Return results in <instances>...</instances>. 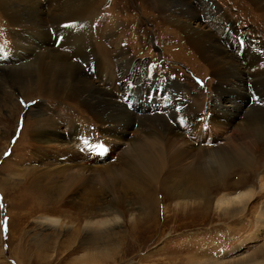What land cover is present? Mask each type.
I'll return each instance as SVG.
<instances>
[{
  "label": "bare ground",
  "instance_id": "obj_1",
  "mask_svg": "<svg viewBox=\"0 0 264 264\" xmlns=\"http://www.w3.org/2000/svg\"><path fill=\"white\" fill-rule=\"evenodd\" d=\"M139 2L144 6L137 5L128 11L134 12L140 7L143 14L149 15L152 6L158 7L164 17L152 13L156 27L163 28L159 17L164 22L174 23L183 33L185 47L214 67L218 80L212 103L202 116L198 112L202 104L196 103V100L193 105L187 103L179 112L170 107L162 114H145L149 105L139 99L138 112L127 108L125 99L121 98L130 92L134 78H149L150 74L143 70L135 72L142 63L129 58V47L120 36L124 34L120 31L122 29L112 40L118 60L117 69L109 67L114 62L113 52L102 47L97 40L117 35L116 29L121 28L124 22L116 15L111 16L112 25L100 22L96 35L94 25L102 11L99 10L100 0H0L5 20L24 31L14 40V47L17 56L28 61L19 67L0 65L3 70H0V85H5L2 79L7 74L2 72H7L14 89L12 92L20 89L24 98L38 94L40 97L46 95L80 101L88 115L82 116L73 111L62 117L64 123L53 117L42 118L37 113V119L28 123L32 144L49 154L70 150L71 154L61 160L66 170L68 166L65 164L68 163L79 164L78 169L89 166L97 155L90 153L94 147H88V143L104 146L106 141V146L126 156L107 168V174L111 175L107 178H111L113 187L122 186L127 190L117 191L118 199L115 201L122 206H132L139 201L140 213L147 217L153 206L148 199L159 187L164 188L172 198L183 200V203L178 201L183 207L199 206L210 202V187L215 186L232 167L240 166L250 173V177L255 174L264 146V102L245 104L240 101L254 94L261 95L264 91V43L254 45L240 39V45H244L241 52L244 58H240L239 50L235 51V40L239 36L235 19L241 16L238 18L243 22L256 16L264 23V0H234L231 4L238 6L236 13L223 9L217 0ZM119 4L124 5V2L119 0ZM233 6L229 9H234ZM121 12L127 11L123 9ZM136 14L133 17L135 22L132 21L129 26H136L137 23V31L141 33V14ZM178 85L182 87V84ZM5 90L7 86L0 88V95ZM134 100L136 103L137 99ZM180 113L189 119L184 128L181 119L177 118ZM71 118L75 121L68 123L67 129L70 130L65 132L63 126ZM97 145H93L95 151L99 150ZM192 157L199 160L213 158L217 165L208 169L200 161L194 164V159L190 161ZM239 178L238 186L248 182V177ZM260 187L264 189L263 185ZM130 192L138 200L128 204L125 196ZM256 194L255 187L251 185L235 195L218 198L217 203L229 207L227 210L231 209L230 213L239 214ZM107 205L102 203L98 211L91 213L95 219L86 220L87 228L98 230L106 223H118L120 216L117 213L120 211ZM99 215L105 216L96 219ZM59 221L57 218H45L44 222L56 225ZM106 232H94L88 236L92 248L103 251L98 246L105 242ZM99 253H88L89 260L86 259L84 264H98L100 258L103 259V256L99 258ZM259 259L256 254L253 259L233 264H264V259Z\"/></svg>",
  "mask_w": 264,
  "mask_h": 264
},
{
  "label": "rangeland",
  "instance_id": "obj_2",
  "mask_svg": "<svg viewBox=\"0 0 264 264\" xmlns=\"http://www.w3.org/2000/svg\"><path fill=\"white\" fill-rule=\"evenodd\" d=\"M122 1L124 5L119 4V0H100L99 10L102 11L99 21L95 22L94 32L97 35L100 22L112 25L110 18L116 15L124 22L121 28H115L117 35L97 40L102 47L113 52L114 62L109 67L117 69L118 60L112 40L122 29L120 31L124 34L120 36L129 47V58L142 63L135 72L143 70L150 74L149 78H134L130 92L121 98L125 99L127 108L138 112L139 99L149 105L145 114H162L170 107L179 112L187 103L193 105L196 100V103L202 104V109L198 111L202 116L212 103L218 80L214 67L185 47L183 33L174 23L164 22L159 17L163 28L156 27L152 13L164 17L158 7L152 6V12L145 15L139 0ZM232 1L225 0V3L217 0L223 9L236 13L238 6H233ZM137 5L140 6L135 9L137 12L128 11ZM230 6L234 9L230 10ZM123 9L127 12H121ZM136 13L141 14V33L137 31V23L136 26H129ZM0 17V65L19 67L28 61L17 56L14 40L24 31L8 23L1 9ZM238 17L241 16L235 19L239 32L235 51L239 50L237 55L244 58L241 54L244 45H240V39L254 45L264 43V23L256 16L243 22ZM143 64H147L146 67ZM2 73L7 76L2 79L5 85H0V88L7 86V91L0 95V264H84L86 259L89 260L88 253L98 251L99 258L103 256L98 264H233L253 259L256 254L259 260L264 259V189L260 187L264 186V146L255 174L250 177V173L240 166L232 167L215 186L210 187L209 203L183 207V204H178L183 200L172 198L164 188L159 187L148 199L154 207L146 217L140 213L139 201L132 206L118 205L115 201L118 199L117 191L127 190L122 186L113 187V181L107 178L111 176L107 174V168L126 156L106 146V141L102 148V145L88 143V147H94L90 153L97 155L89 166L78 169L79 164L68 163L65 164L68 166L66 170L61 160L71 154L70 150L49 154L32 144L28 123L37 119V113L42 118L53 117L64 123L62 117L73 111L87 116L83 104L74 98L40 97L38 94L24 98L22 90L12 92L9 73ZM263 95L264 91L261 95L244 97L240 102L263 103ZM154 108L158 111L155 112ZM177 118L181 119L183 128L189 124V119L181 113ZM73 120L68 119L64 124L65 132H69L67 127ZM93 145H97L99 150L95 151ZM193 159L194 164L200 161L208 169L217 165L213 158L199 160L192 157L190 161ZM240 176L248 177L243 186H238ZM250 184L257 194L239 214H232L229 212L231 209L227 210L229 207L217 203L218 198L247 190ZM133 194L130 192L125 196L128 204L137 199ZM102 203L120 211L117 213L120 216L118 223H106L98 230L87 228L86 220L95 219L91 213L98 211ZM104 216H96V219ZM45 218L60 221L55 225L44 222ZM104 231H107L105 242L98 246L103 251L92 248L88 236L94 232L104 234Z\"/></svg>",
  "mask_w": 264,
  "mask_h": 264
},
{
  "label": "snow or ice",
  "instance_id": "obj_3",
  "mask_svg": "<svg viewBox=\"0 0 264 264\" xmlns=\"http://www.w3.org/2000/svg\"><path fill=\"white\" fill-rule=\"evenodd\" d=\"M84 143H86V144H87V143H88V141H87V140H85V141H84ZM101 147H103V146H101ZM0 206H2V205H0ZM5 223H6V222H5ZM5 230H6V228H5Z\"/></svg>",
  "mask_w": 264,
  "mask_h": 264
}]
</instances>
